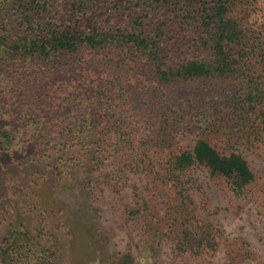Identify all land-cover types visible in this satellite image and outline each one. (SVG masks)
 <instances>
[{"label": "rangeland", "instance_id": "obj_1", "mask_svg": "<svg viewBox=\"0 0 264 264\" xmlns=\"http://www.w3.org/2000/svg\"><path fill=\"white\" fill-rule=\"evenodd\" d=\"M63 1L73 14L81 13L80 0ZM101 1L105 5L99 4L98 12L89 17L94 25L113 18L112 23L132 32L156 31L161 25L179 21L188 26L192 36L182 42L172 62L178 64L205 52L200 43L195 46L194 39L205 34L204 28L194 22L199 19L198 12L176 11L179 0L171 4L161 0ZM252 7L251 21H264V0ZM79 17L74 19L81 21ZM79 75L72 69L37 75L36 79L25 73L22 91L5 90L9 96L0 97V105L5 108L0 109V130L3 125L27 127L19 136L23 143L18 138L19 148L6 151L4 165L0 164V196L9 202L0 212V242L15 224L34 233L41 229L43 246L55 248L59 262L64 264H112L127 252L136 264H264V130L260 136H251V141L242 140L244 130L233 121L236 114L230 103H236L238 81L224 77L165 85L160 91L169 111L163 115L158 101L150 102L143 96L145 81L133 77L130 84L136 89H131L126 79L123 92L133 93L137 113L150 116L142 121L149 130L158 129V139L150 140L151 133L145 136L143 129L135 126L140 137H133V148H123V143L117 144L114 131L105 134L103 125L98 128L105 132L99 134L97 130L86 142L66 140L62 131L65 122L75 119L67 114L71 104L64 93L58 92V84L65 81L73 85ZM3 80L4 87L7 84L10 89L19 83ZM142 99L148 103H139ZM192 100L195 108L208 113V119L193 122L190 119L196 110L189 109L192 118L175 122L173 112L180 110L184 116ZM36 119L47 125L38 127V122L33 128L31 121ZM200 137L219 150L236 148L243 153L255 180L236 193L224 178L196 168L193 180L185 184L191 195L185 203V195L175 182L163 178L165 172L158 162L164 164L170 153L191 147ZM143 153L157 164L139 167L131 163ZM173 210L179 221L182 214L191 211L207 223L212 233L200 252H193L189 245L180 249L171 231Z\"/></svg>", "mask_w": 264, "mask_h": 264}, {"label": "trees", "instance_id": "obj_2", "mask_svg": "<svg viewBox=\"0 0 264 264\" xmlns=\"http://www.w3.org/2000/svg\"><path fill=\"white\" fill-rule=\"evenodd\" d=\"M160 2L169 4L172 0ZM257 2L176 1V11L198 12L199 19L194 22L204 28L205 34L194 39L195 46L200 43L205 52L175 64L172 62L174 54L179 51L182 42H187L192 36L188 26L179 21L169 24L167 21V25L159 26L156 31L132 32L112 23L113 18L106 20L105 24H93L89 17L98 12L99 4L105 5L101 0H80L79 15L70 12L63 0H0V97L9 96L13 90L22 91L25 73L36 79L37 75L75 70L80 75L73 85L65 81L58 84V92L64 93L63 97L71 104L67 114L75 119L65 122L62 131L67 135L66 140L80 139L86 142L99 130L98 126L103 125L107 131L101 129L99 134L114 131L118 145L123 143V148H133V137H140L138 130L143 129L145 136L151 133L153 138L150 140H154V137L158 139V129L149 130L142 119L150 116L140 117L133 93L130 90L123 92L126 79L129 84H133V77L145 81L147 85L144 86L146 91L143 96L150 102L158 101L164 115L169 111V106L163 105L165 99L160 91L165 85L225 77L238 81L236 103L230 100L237 118L233 117V121L241 131L244 130L242 140L251 141V136H260L264 130V21L252 22L249 14ZM77 16L82 20H75ZM29 62L31 64L26 68L24 63ZM126 66L129 67L127 71ZM4 78L11 84L17 80L19 83L11 89L7 84L4 87ZM131 84L130 88L136 89L135 84ZM63 87L67 89H61ZM141 102L148 103L143 99ZM189 109L196 110L195 118L190 117ZM183 114L175 110V122H182L185 118L200 122L199 118L207 120L209 117L207 112L195 108L193 100ZM106 118H109V122ZM31 122L33 128L38 122V127L40 124L47 125L42 119ZM26 128L2 126L0 164L4 165L6 151L19 148L16 147L20 144L18 138L23 143L19 136L22 131H27ZM246 142L243 141V144ZM135 158L137 160L131 163L139 167L157 164L146 153ZM162 162L158 163L163 166V178L175 182L181 195H185V203L191 198L185 184L193 180L192 171L196 168H205L213 177L224 178L236 193L242 192L255 180V172L243 153L236 148H231L229 152L219 150L204 137L196 139L194 145L187 149L170 153L165 163L160 164ZM8 204L0 196V212ZM182 215L184 217L179 221L177 211L173 210L171 231L176 234L181 250L189 245L193 252H200L212 232L206 222L195 217V212ZM40 231L38 229L34 233L24 225L12 224L0 242L1 264H64L59 262L55 248L43 246ZM112 264L136 262L134 256L127 252Z\"/></svg>", "mask_w": 264, "mask_h": 264}]
</instances>
